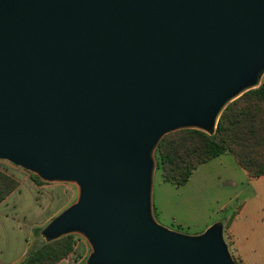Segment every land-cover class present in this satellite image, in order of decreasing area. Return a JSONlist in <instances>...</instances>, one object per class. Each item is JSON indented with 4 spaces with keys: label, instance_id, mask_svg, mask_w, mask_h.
<instances>
[{
    "label": "water",
    "instance_id": "water-1",
    "mask_svg": "<svg viewBox=\"0 0 264 264\" xmlns=\"http://www.w3.org/2000/svg\"><path fill=\"white\" fill-rule=\"evenodd\" d=\"M263 73L264 0H0V159L77 183L41 234L82 233L86 264H235L220 222L155 221L153 153Z\"/></svg>",
    "mask_w": 264,
    "mask_h": 264
},
{
    "label": "rangeland",
    "instance_id": "rangeland-1",
    "mask_svg": "<svg viewBox=\"0 0 264 264\" xmlns=\"http://www.w3.org/2000/svg\"><path fill=\"white\" fill-rule=\"evenodd\" d=\"M263 80L264 73L260 83ZM153 156L155 159V150ZM0 167L19 183L14 193L6 200L7 206H1V209L5 207L4 213L18 220L20 227L26 231V255L31 248L45 241L42 230L63 210L76 202L79 186L74 181L39 178L40 182H35L32 178L36 175L34 172L6 159H0ZM239 167L209 164L205 168H199L185 184L179 186L163 181L161 170L155 167L152 188L153 218L170 230L190 235L200 234L206 226L220 222L223 225V239L228 252L235 264H241V260L233 251L231 236L225 229L231 216L239 210L243 199L251 195L253 190L252 182L240 183L242 170ZM216 172L220 174L217 176ZM233 176L236 178L235 185L228 179ZM239 191L240 195L236 199L235 194ZM258 200L261 204H258L257 208L248 207L251 204L249 203L248 208L242 210L240 217V220L253 230L257 229V225L264 223V200ZM223 206L226 208L222 209ZM70 234L75 241L74 248L55 264H86L91 253L90 243L80 232ZM245 246L255 248L259 255L257 258H249V261L264 264V241H250Z\"/></svg>",
    "mask_w": 264,
    "mask_h": 264
},
{
    "label": "trees",
    "instance_id": "trees-1",
    "mask_svg": "<svg viewBox=\"0 0 264 264\" xmlns=\"http://www.w3.org/2000/svg\"><path fill=\"white\" fill-rule=\"evenodd\" d=\"M228 152L249 178L264 175V80L226 105L214 133L183 128L165 134L155 148L156 169L163 181L185 184L200 164ZM35 182H40L33 175ZM18 181L0 167V203L15 189ZM73 235L44 241L31 248L19 264H55L72 252Z\"/></svg>",
    "mask_w": 264,
    "mask_h": 264
},
{
    "label": "crops",
    "instance_id": "crops-1",
    "mask_svg": "<svg viewBox=\"0 0 264 264\" xmlns=\"http://www.w3.org/2000/svg\"><path fill=\"white\" fill-rule=\"evenodd\" d=\"M209 164H218L223 167L227 165L232 168H234V166H240L232 154L225 152L198 165L193 170L190 177H192L195 172H198L199 168H205V166H208ZM239 168L242 170V180H240V183L246 182L250 184L252 182L253 190L251 195L246 196V198L243 199L239 210L231 216L229 224L225 229L231 236L233 251L241 260V264H255L254 261H249V258H257L259 256L258 252L255 248H249L245 245L250 241H264V223H262V225H257V229L253 230L246 223L241 221L240 217L242 216V210L246 208L249 203L251 204L248 207L254 206L257 208L258 204H261L258 199L260 198L261 200H264V175L256 178H249L247 172L241 166ZM216 173L217 176L220 174V172ZM228 179L231 181V184H236L235 176H233V178L229 177ZM13 193L14 191L0 203V264H19L25 257L27 251V248L25 249L26 231L20 227L18 220L14 219L9 214L4 213L5 207L1 209V206H7L5 205L6 200ZM239 195L240 191L235 194V198L237 199ZM225 208L226 206L222 207V209ZM210 225L206 226V228Z\"/></svg>",
    "mask_w": 264,
    "mask_h": 264
}]
</instances>
